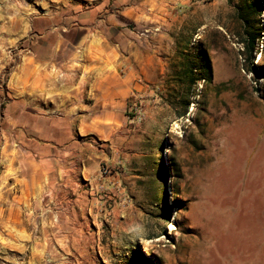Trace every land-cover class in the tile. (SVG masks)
Here are the masks:
<instances>
[{"label": "rangeland", "instance_id": "1", "mask_svg": "<svg viewBox=\"0 0 264 264\" xmlns=\"http://www.w3.org/2000/svg\"><path fill=\"white\" fill-rule=\"evenodd\" d=\"M245 1L5 0L8 13L22 5L62 23L102 2L131 38L162 32L165 71L146 95L126 100L122 129L108 141L92 138V174L107 182H86L71 236L57 228L58 206H33L39 212L25 211L22 229L0 230V264H264V33L254 67L236 10ZM250 1L261 28L264 0ZM143 11L151 18L138 20ZM199 50L212 77L187 91L199 95L179 117L180 105L168 101L181 95L172 78L182 53L194 59ZM9 54L2 95L22 60L19 48Z\"/></svg>", "mask_w": 264, "mask_h": 264}, {"label": "crops", "instance_id": "2", "mask_svg": "<svg viewBox=\"0 0 264 264\" xmlns=\"http://www.w3.org/2000/svg\"><path fill=\"white\" fill-rule=\"evenodd\" d=\"M103 9L91 4L62 23L22 5L8 13L0 0V75L13 63L10 50L19 48L22 58L0 92V100L9 98L0 104L2 234L27 225L31 207L58 206L57 228L69 238L86 182H107L92 174V138L108 141L122 129L126 100L146 95L164 75L162 32L151 27L131 38L118 13Z\"/></svg>", "mask_w": 264, "mask_h": 264}, {"label": "trees", "instance_id": "3", "mask_svg": "<svg viewBox=\"0 0 264 264\" xmlns=\"http://www.w3.org/2000/svg\"><path fill=\"white\" fill-rule=\"evenodd\" d=\"M229 3H233V0H228ZM237 17L242 22V37L247 43L249 51H251V63L254 65L253 50L259 43L264 33V25L260 28L261 21L258 20V17H261V9L256 7L255 2L246 0L242 6H236ZM197 56L193 59L185 52L182 53L183 60L180 63V68L174 72L172 82L177 85L178 91H181V95L178 97L176 94H171L168 101L173 107L180 105V111L178 116L184 117L189 110L191 103V96H197L199 93L195 90L191 95L189 90H192L193 87H196L198 82L210 81L212 77L211 64L204 50H199ZM264 55V53H262ZM198 66V68H196ZM145 171H149L148 165L144 167ZM152 169H150L151 171ZM158 174V171H156Z\"/></svg>", "mask_w": 264, "mask_h": 264}, {"label": "bare ground", "instance_id": "4", "mask_svg": "<svg viewBox=\"0 0 264 264\" xmlns=\"http://www.w3.org/2000/svg\"><path fill=\"white\" fill-rule=\"evenodd\" d=\"M257 55H259V59H258L257 63L260 64L264 59V55H262L261 53H258Z\"/></svg>", "mask_w": 264, "mask_h": 264}]
</instances>
